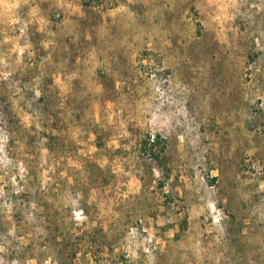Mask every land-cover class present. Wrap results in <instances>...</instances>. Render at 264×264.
<instances>
[{"label":"rangeland","instance_id":"rangeland-1","mask_svg":"<svg viewBox=\"0 0 264 264\" xmlns=\"http://www.w3.org/2000/svg\"><path fill=\"white\" fill-rule=\"evenodd\" d=\"M0 264H264V0H0Z\"/></svg>","mask_w":264,"mask_h":264},{"label":"trees","instance_id":"trees-1","mask_svg":"<svg viewBox=\"0 0 264 264\" xmlns=\"http://www.w3.org/2000/svg\"><path fill=\"white\" fill-rule=\"evenodd\" d=\"M155 141H153V143H154ZM152 153H153V151H152ZM154 155V154H153Z\"/></svg>","mask_w":264,"mask_h":264}]
</instances>
